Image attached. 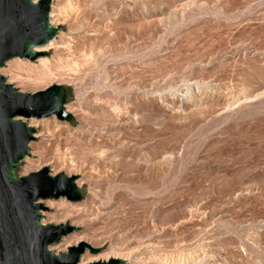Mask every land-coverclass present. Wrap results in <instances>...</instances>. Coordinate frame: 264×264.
Segmentation results:
<instances>
[{
    "label": "rangeland",
    "instance_id": "374dc122",
    "mask_svg": "<svg viewBox=\"0 0 264 264\" xmlns=\"http://www.w3.org/2000/svg\"><path fill=\"white\" fill-rule=\"evenodd\" d=\"M53 1L47 55L0 69L26 94L66 91L72 120H26L16 169L77 177L79 201L40 202L44 225L77 229L50 250L264 264V0Z\"/></svg>",
    "mask_w": 264,
    "mask_h": 264
},
{
    "label": "water",
    "instance_id": "95a60500",
    "mask_svg": "<svg viewBox=\"0 0 264 264\" xmlns=\"http://www.w3.org/2000/svg\"><path fill=\"white\" fill-rule=\"evenodd\" d=\"M51 0H0V69L13 59L32 62L47 54L34 48L48 45L59 32L50 25ZM66 91L53 86L34 94L18 91L0 74V264H80L86 251L99 252L86 243L66 254L50 248L77 229L69 224H42L41 201L80 200L76 176H52L48 168L17 177L19 163L31 156L36 130L26 120L56 117L70 122ZM92 264H120V260Z\"/></svg>",
    "mask_w": 264,
    "mask_h": 264
},
{
    "label": "bare ground",
    "instance_id": "6f19581e",
    "mask_svg": "<svg viewBox=\"0 0 264 264\" xmlns=\"http://www.w3.org/2000/svg\"><path fill=\"white\" fill-rule=\"evenodd\" d=\"M53 3H54V1L52 2V0H51V12H50V25L52 26V19L54 18V6L55 5H53ZM59 3V2H58ZM61 5V4H60ZM59 13V12H58ZM53 27V26H52ZM55 39V38H54ZM54 40H52L48 45H46V46H44V47H37V48H34V52L35 53H43L44 54V52L46 51V48H48V47H50L51 45H52V42H53ZM46 54V53H45ZM67 112V111H66ZM68 113V112H67ZM36 138V137H35ZM77 182V181H76ZM76 185H77V183H76ZM77 188H78V186H77ZM42 204V203H41ZM42 217H43V215H42ZM43 221V220H42ZM43 224V223H42ZM44 225V224H43ZM44 226H46V225H44ZM82 239V238H81ZM84 240V239H83ZM83 240H80V241H83ZM81 243H83V242H81ZM80 243H78V245H79ZM122 255V254H121ZM112 256V255H111ZM110 257V256H109ZM121 258V257H120ZM130 258V257H129ZM112 259H118V257L116 256V254L113 256V258ZM83 260H87V257L85 256V258L83 259ZM91 260V259H90ZM111 260V259H110ZM109 261V260H108ZM105 262H107V261H105ZM89 263V262H88Z\"/></svg>",
    "mask_w": 264,
    "mask_h": 264
}]
</instances>
